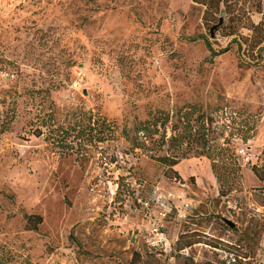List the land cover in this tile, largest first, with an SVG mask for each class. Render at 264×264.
I'll list each match as a JSON object with an SVG mask.
<instances>
[{
	"label": "rangeland",
	"instance_id": "374dc122",
	"mask_svg": "<svg viewBox=\"0 0 264 264\" xmlns=\"http://www.w3.org/2000/svg\"><path fill=\"white\" fill-rule=\"evenodd\" d=\"M257 1L0 0V264H264Z\"/></svg>",
	"mask_w": 264,
	"mask_h": 264
},
{
	"label": "trees",
	"instance_id": "16d2710c",
	"mask_svg": "<svg viewBox=\"0 0 264 264\" xmlns=\"http://www.w3.org/2000/svg\"><path fill=\"white\" fill-rule=\"evenodd\" d=\"M195 3L202 5L206 8V10L208 9H214L215 11H218L219 9H221V7L224 9V12L221 13V15L218 17V23L217 25L214 26H218V27H222L225 24V14L226 13H231L232 12V6H236L238 4L239 1H242L243 3H245L248 0H193ZM256 12L258 14L261 15V19L260 22L258 24H254L249 18H246L245 20L248 21V29L251 30L252 34H253V39H256L253 41V47L257 46L259 47L260 45L264 44V0H259L256 2ZM222 18V23L219 25L220 19ZM233 18V21L235 20L236 23L238 25H243L242 27H244V23L242 22V18L241 17H231ZM236 32V30H232L231 32L227 33V35H233ZM207 47L208 50L210 51V58H214L217 57L221 54H224L227 51V48L219 50V51H214L211 46L207 43ZM259 50H264V47H261ZM177 163H171V167L176 165ZM214 163H212V169L214 170ZM167 165V164H165ZM251 171L253 172V174L256 176V178L259 181H264V175L258 174L257 170L255 167L251 168ZM173 172V171H171ZM174 178H176L175 176H178L176 172H173ZM216 180L220 182V178L219 176H215ZM179 178V177H178ZM222 190H221V194H222ZM42 222L41 217L39 216H27V224L28 226H31L30 230H36L37 226L40 225Z\"/></svg>",
	"mask_w": 264,
	"mask_h": 264
},
{
	"label": "water",
	"instance_id": "95a60500",
	"mask_svg": "<svg viewBox=\"0 0 264 264\" xmlns=\"http://www.w3.org/2000/svg\"><path fill=\"white\" fill-rule=\"evenodd\" d=\"M221 23H222V18L220 19L219 25H220ZM216 27H217V26H214L213 28H211V30H210L211 37H213V30H214ZM229 225H230L231 228H233V226H234L232 223H230Z\"/></svg>",
	"mask_w": 264,
	"mask_h": 264
}]
</instances>
